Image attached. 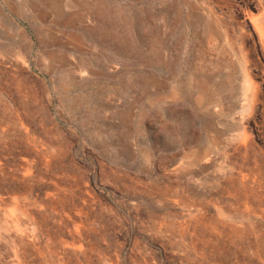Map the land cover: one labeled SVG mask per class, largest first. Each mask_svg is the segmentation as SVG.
<instances>
[{
	"label": "rangeland",
	"instance_id": "374dc122",
	"mask_svg": "<svg viewBox=\"0 0 264 264\" xmlns=\"http://www.w3.org/2000/svg\"><path fill=\"white\" fill-rule=\"evenodd\" d=\"M0 7V264H264V0Z\"/></svg>",
	"mask_w": 264,
	"mask_h": 264
},
{
	"label": "bare ground",
	"instance_id": "6f19581e",
	"mask_svg": "<svg viewBox=\"0 0 264 264\" xmlns=\"http://www.w3.org/2000/svg\"><path fill=\"white\" fill-rule=\"evenodd\" d=\"M22 1V0H21ZM22 10H24L26 7L21 5ZM0 26H3L4 29L6 30L7 33L12 35V37L15 40V35L23 38L22 37V32L17 30V27L15 24L12 23L11 19L2 12L1 7H0ZM257 31L259 33L260 39L262 44H264V20L260 21L259 24L257 25ZM7 36V34H6ZM12 38V39H13ZM11 40V37H10ZM13 44V43H12ZM21 59L24 60V56H21ZM211 83V84H210ZM193 86L195 88V91L197 93V100L199 103L206 97V96H213L215 95L216 92H219L220 87L219 85L214 84L211 82L209 79H206L204 77L202 78H196L193 80ZM242 94L243 98L247 103V109H248V104H252L253 100V95H254V87L253 85L247 84L245 86H242ZM239 127L241 126V122L239 123ZM213 145H215V142H212ZM216 146V145H215Z\"/></svg>",
	"mask_w": 264,
	"mask_h": 264
}]
</instances>
